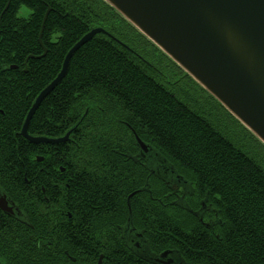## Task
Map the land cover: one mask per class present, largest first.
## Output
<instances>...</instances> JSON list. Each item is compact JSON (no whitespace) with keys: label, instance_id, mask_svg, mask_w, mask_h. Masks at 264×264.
<instances>
[{"label":"trees","instance_id":"1","mask_svg":"<svg viewBox=\"0 0 264 264\" xmlns=\"http://www.w3.org/2000/svg\"><path fill=\"white\" fill-rule=\"evenodd\" d=\"M22 7L27 17L17 16ZM95 28L111 37L98 34L72 55L27 129L47 139L69 133L67 141L29 143L20 135L28 112ZM136 137L187 182L182 200L197 215L189 225L168 207L162 170L158 177L130 159ZM46 156L69 173L70 196L79 194L77 207L69 202L78 224L50 250L40 232L34 242V231L0 218L1 264H97L101 255L102 264H141L122 254L117 227L122 193L139 183L130 204L141 196L137 218L150 240L179 237L189 264H264V146L102 0H0V179L22 182L42 170L44 181L52 170L34 164ZM202 218L208 226L196 222Z\"/></svg>","mask_w":264,"mask_h":264},{"label":"water","instance_id":"2","mask_svg":"<svg viewBox=\"0 0 264 264\" xmlns=\"http://www.w3.org/2000/svg\"><path fill=\"white\" fill-rule=\"evenodd\" d=\"M102 1L264 146V0ZM98 34L111 37L101 28L92 29L67 53L60 73L28 112L20 132L23 139L35 145L67 141L69 133L59 139L31 137L28 125L40 103L64 78L72 55ZM136 143L144 156L161 158L137 137ZM160 170L174 172L172 167Z\"/></svg>","mask_w":264,"mask_h":264},{"label":"flooded vegetation","instance_id":"3","mask_svg":"<svg viewBox=\"0 0 264 264\" xmlns=\"http://www.w3.org/2000/svg\"><path fill=\"white\" fill-rule=\"evenodd\" d=\"M45 145L56 146L58 144ZM130 159L134 160L139 169H142L146 165L152 166L154 169L151 170V174L159 173L160 169L168 170L171 168L165 159L164 162L163 159H158L150 153L144 156L140 153V149L139 153ZM34 166H38L37 169L49 167L52 172H47V177L44 181H39L40 178H37L40 173L44 175L42 170L37 171L34 175L32 173H25L22 182L18 178L10 179L6 174H3L4 178L0 179V218L2 222L17 223L27 229L26 235L34 231L33 237H31V239L35 238L34 242L38 239L36 235L41 233V237H43L41 241L51 250L55 245L60 243L63 237H69L68 234V237L66 235L62 236V233L66 230L64 229L65 227L67 228L71 224L74 228L78 224L74 217L76 211L72 212L70 210H74V206L70 207L69 202L72 198L75 207H77L79 194L74 189L72 197L70 196L72 193V190L70 191L69 189L70 179L66 178V175L69 173L67 174L61 166H58V162L53 161L51 156L37 158ZM84 174H87V178H91L89 172ZM164 174L166 185L170 189L169 195L172 198V203L168 207L182 212V215L186 217L184 221L185 226L189 225L191 223V215H197L196 211L193 212L189 207L188 202L185 203L182 200L183 193L188 187L187 182L173 171H166ZM72 175L76 176V179L81 177V173L79 172ZM137 186L140 188L138 187L139 189L137 188L136 191L129 195L122 193L123 205L121 206V215H119L120 220L117 224L120 239L124 246V249L121 251L122 254L127 255L129 259L132 258L136 263L141 262V264L143 262L146 264H189L187 254L182 250L181 239L179 237L168 233L163 235V232H158V235L151 240L145 236L147 232L141 229L144 222L137 218V209L143 207L139 202L141 196L136 199L138 203L134 204L133 207L130 204V200L128 201L131 194L135 195L142 191V183H139ZM202 208H204L203 205ZM213 221L214 217L211 218V222ZM196 222L204 226L209 225V222L204 221L203 218ZM184 236V239L188 238V236ZM154 239H156V242H154ZM152 245H155V247L153 248ZM47 255L58 257L60 253L49 251ZM65 255L67 254L65 253ZM100 257L103 258L102 255Z\"/></svg>","mask_w":264,"mask_h":264},{"label":"rangeland","instance_id":"4","mask_svg":"<svg viewBox=\"0 0 264 264\" xmlns=\"http://www.w3.org/2000/svg\"><path fill=\"white\" fill-rule=\"evenodd\" d=\"M28 13H29L28 9L22 7V8L20 9V11L18 12L17 16H18V17H27ZM61 81H62V80H61Z\"/></svg>","mask_w":264,"mask_h":264}]
</instances>
